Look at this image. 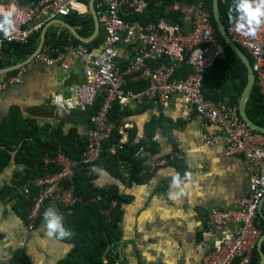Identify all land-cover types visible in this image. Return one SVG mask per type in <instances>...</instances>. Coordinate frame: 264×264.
<instances>
[{"label":"built area","instance_id":"1","mask_svg":"<svg viewBox=\"0 0 264 264\" xmlns=\"http://www.w3.org/2000/svg\"><path fill=\"white\" fill-rule=\"evenodd\" d=\"M90 1L0 0V7L5 10L10 6L14 8V29L7 36L0 34V57L8 43L27 42L31 35L41 32L46 23L78 13V5ZM221 2L232 3V16L235 17L234 0ZM94 6L103 33L98 52L86 42L74 40L76 37L72 35L66 44L60 46L44 43L34 57L40 63L57 65L65 70L76 61L83 64L85 82L77 84L69 95L55 94L50 104L58 110L87 114L89 129L86 146L79 159L71 158L59 147L56 157L50 162L56 166V171L47 172L22 185L25 197L31 200L26 217L27 231L30 233L36 229L43 211L51 204L61 209L60 214L64 218L66 211L81 200L75 193L73 179L76 170L82 166L86 168V174H90L100 159L104 143L112 138L116 129L111 120L116 105L121 109L148 104L168 112L173 108V99L179 97L190 112L204 118V128H218L216 133L204 131V145H222L227 157L242 156L253 167L248 195L239 207L228 211L211 209L207 213L206 224L222 229V237L204 257V264H250L261 236L256 225L259 210L264 217V208L260 209L264 200V135L253 131L242 121L238 105L204 97V74L218 59L225 57V46L217 40L211 17L202 0H197L190 8V29L169 23L166 19L151 23L126 19L127 15L146 14L150 6L148 0H96ZM226 30L231 39L250 55L255 84L264 96V24L252 35L237 31L234 21L229 22ZM121 44L128 46L131 53L125 63L119 62ZM183 64L189 66L190 73L187 77H177V70ZM24 73L25 67L13 73H0V91L22 83ZM142 75L147 81L146 88L138 91L126 88L129 80ZM124 144L120 139L118 148ZM113 148L115 152L116 147ZM143 153L148 159L141 174L153 173L160 166L184 158L183 150L158 158L141 146L136 155ZM120 170L128 176L123 166ZM116 205L117 201H112V206ZM228 224L233 227L223 229Z\"/></svg>","mask_w":264,"mask_h":264},{"label":"crops","instance_id":"2","mask_svg":"<svg viewBox=\"0 0 264 264\" xmlns=\"http://www.w3.org/2000/svg\"><path fill=\"white\" fill-rule=\"evenodd\" d=\"M77 8V14L85 16L90 13V2ZM173 9L184 14L182 27L190 29V10L182 5ZM61 20L69 23L66 19ZM66 29L69 28L62 23H53L47 31L60 35ZM102 42L100 29L86 43L98 52ZM130 57L128 46L121 44L119 62L125 63ZM22 67H25L24 81L0 91V118L7 117L16 107L22 118L36 122L43 140H50L57 132L71 133L85 140L89 129L88 115L58 110L50 104L55 94L69 95L77 84L85 82L83 64L76 61L65 70L33 59ZM130 82L133 85L147 83L144 75ZM172 107L168 112L148 104L121 108L113 120L114 131L125 144L154 143L158 158L183 150L184 158L176 161L185 164L188 170L185 175L170 163L158 167L149 181L141 184L130 182L123 172L119 178L103 168L93 167L95 186L116 188L125 199L120 205L119 239L106 251L116 264H204V257L222 237V229L206 224L207 213L211 209L235 210L248 195L253 170L251 163L242 156L227 157L222 145H204V131L216 133L219 130L216 126L204 128V118L190 112L181 98L175 97ZM159 119L162 124L156 123ZM153 121L155 124L149 130L147 126ZM110 152L114 153L113 147ZM14 154L11 153L10 162L0 173V190L4 186H13L28 170L25 163L14 161ZM51 160L45 157V165ZM176 180L178 183L174 182ZM16 202L17 197H0V264H10L20 253L30 264H57L65 259L73 245L55 235L49 236L43 215L36 229L29 233L26 220L15 211ZM49 207L61 213L55 204ZM262 208L264 200L260 203ZM232 227L228 224L223 229ZM105 264H108L107 258Z\"/></svg>","mask_w":264,"mask_h":264},{"label":"trees","instance_id":"3","mask_svg":"<svg viewBox=\"0 0 264 264\" xmlns=\"http://www.w3.org/2000/svg\"><path fill=\"white\" fill-rule=\"evenodd\" d=\"M29 1V0H25ZM150 3L149 11L142 15H127L129 21H138L140 23L158 22L160 19H166L169 23L182 26L184 14L180 10L173 9L182 5L190 8L197 3V0H148ZM205 10L211 17L214 27V34L217 40L225 46V42L217 30L216 23L212 14V0H202ZM87 3V2H86ZM232 9V3L222 4L219 0V13L222 23L225 27L229 24V10ZM232 15V12H231ZM2 19V17H0ZM69 23L76 26L77 31L84 37L90 36L95 27L92 15L82 16L72 13L64 17ZM72 36L71 31L66 29L60 35L48 30L45 43L53 45H63L68 42ZM40 39V32L30 36L27 42L8 43L0 57V68L15 64L26 59L37 47ZM76 41H80L74 38ZM244 51V50H243ZM245 55H250L244 51ZM17 69L9 71L13 73ZM190 73L189 66L183 64L177 70V77H187ZM248 81V71L239 57L225 46V57L218 59L214 66L208 69L204 74L203 92L204 97L213 101H223L229 104L238 105L240 96ZM147 83L132 84L130 80L127 83V89L142 90L146 88ZM120 106L116 105L111 113V120H116L120 113ZM246 111L249 117L258 125L264 127V96L260 93L255 84L246 102ZM81 113V112H80ZM162 119L156 121L162 124ZM155 121L149 123L147 128L150 130ZM120 135L114 131L112 138L104 143L103 153L100 159L94 164V167L103 168L117 177L121 178V166L128 173L130 182L145 183L149 181L153 173L146 172L141 174L143 167L147 164L146 155H136L141 146L146 147L148 151L156 155V145L152 142L142 141L136 145L124 144L118 148ZM86 146V139L82 140L78 135L61 134L57 132L50 140H43L39 137V127L32 119L22 118L17 108L14 107L10 114L5 118H0V173L11 160V153L14 154V161L25 163L28 170L13 186H4L0 190V197H17L14 206L16 213L23 216L26 220L31 206V200L25 197L21 190L22 185L27 181L44 175L53 173L56 166L52 163L47 166L44 163L45 157L51 159L56 157L57 150L61 147L71 158L79 159ZM116 147L114 153L110 152L112 147ZM178 167L182 175L188 171L182 161L172 162ZM85 167H79L74 176L75 193L81 200L72 208L66 211L63 223L66 229L71 232L70 236L58 237L61 241L72 244L73 248L68 256L57 264H105V258L108 264H116L111 260L106 251L108 246L119 239V222L121 220L120 205L125 199L117 193L116 188H99L94 184L95 172L93 168L90 174H86ZM99 197V200H96ZM116 200L117 205L112 206V201ZM45 211V210H44ZM43 211V212H44ZM108 212V214H107ZM43 215V213H42ZM41 215V216H42ZM41 218V217H40ZM256 225L264 234V221L258 217ZM1 238V237H0ZM264 253V243H262ZM260 255L254 249L250 264H260ZM30 264L29 260L23 255H17L10 264Z\"/></svg>","mask_w":264,"mask_h":264},{"label":"water","instance_id":"4","mask_svg":"<svg viewBox=\"0 0 264 264\" xmlns=\"http://www.w3.org/2000/svg\"><path fill=\"white\" fill-rule=\"evenodd\" d=\"M95 1L96 0L90 1V13H91L92 18H93L94 23H95L94 31L90 36H88V37L82 36L77 31V29L75 28L74 25H72L71 23H67L66 21H63L61 19L46 23L40 32V39H39V42H38L36 49L26 59L19 61L15 64L0 68V73H7L9 71L18 69L22 66H25L29 62H31L34 59V57L36 56V54L40 51L43 44L45 43L46 31H47L48 27L53 23L64 24L65 26H67L70 29L71 34L74 37H76L77 39H79L83 42H88V41L92 40L100 31V24L98 22L97 12H96V9L94 6ZM212 14H213L214 22L216 23L217 30L225 42V46L229 47L239 57V59L243 62L244 66L246 67V69L248 71V81H247V84H246V86H245V88H244V90L240 96L239 102H238V110H239L240 117H241L242 121H244L249 128H251L255 132H258V133H261L264 135V127L255 123L249 117V115L247 114V111H246L247 99H248L250 92L252 91V89L255 85V74H254L253 69H252L251 60L249 57H247L245 55L244 51L231 39L230 35L228 34V32L226 30L225 25L222 23L220 13H219V0H212ZM260 216L264 220V217L261 214V212H260ZM262 243H264V234H262L260 236V238L258 239L257 245H256L257 253H258V255H260V258H261L260 264H264V253H263L262 247H261V246H263Z\"/></svg>","mask_w":264,"mask_h":264},{"label":"clouds","instance_id":"5","mask_svg":"<svg viewBox=\"0 0 264 264\" xmlns=\"http://www.w3.org/2000/svg\"><path fill=\"white\" fill-rule=\"evenodd\" d=\"M235 17L231 15L232 9L229 10V21H234L237 31L247 35L256 32L261 24H264V0H234ZM14 8L11 6L5 10L0 7V29L5 36L14 29L13 21ZM178 183V180L174 181ZM45 228L49 236L67 237L71 232L65 228L62 215L54 207H49L43 212Z\"/></svg>","mask_w":264,"mask_h":264}]
</instances>
